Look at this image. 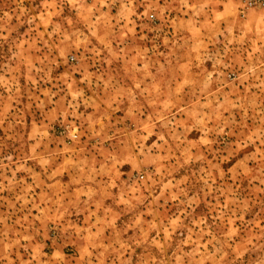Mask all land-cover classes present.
Here are the masks:
<instances>
[{"label":"rangeland","instance_id":"374dc122","mask_svg":"<svg viewBox=\"0 0 264 264\" xmlns=\"http://www.w3.org/2000/svg\"><path fill=\"white\" fill-rule=\"evenodd\" d=\"M0 264H264V7L0 0Z\"/></svg>","mask_w":264,"mask_h":264},{"label":"built area","instance_id":"2783aa9c","mask_svg":"<svg viewBox=\"0 0 264 264\" xmlns=\"http://www.w3.org/2000/svg\"><path fill=\"white\" fill-rule=\"evenodd\" d=\"M242 6L246 9L263 8L264 0H241Z\"/></svg>","mask_w":264,"mask_h":264}]
</instances>
